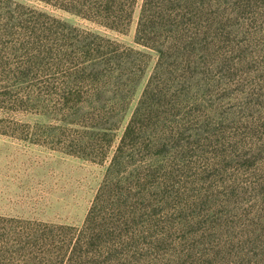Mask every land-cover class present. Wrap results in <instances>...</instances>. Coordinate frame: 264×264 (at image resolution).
I'll return each instance as SVG.
<instances>
[{
  "label": "trees",
  "instance_id": "1",
  "mask_svg": "<svg viewBox=\"0 0 264 264\" xmlns=\"http://www.w3.org/2000/svg\"><path fill=\"white\" fill-rule=\"evenodd\" d=\"M36 1L117 34L139 10L136 43L157 62L124 125L148 53L0 0V112L9 115L0 119V135L99 164L110 159L82 227L0 217V264H112L126 239L118 229L127 221L129 172L137 170L138 183L140 170L169 172L170 151L191 142L204 101L198 83L227 58L221 48L230 39L231 0ZM20 113L44 121L32 126L10 117Z\"/></svg>",
  "mask_w": 264,
  "mask_h": 264
},
{
  "label": "rangeland",
  "instance_id": "2",
  "mask_svg": "<svg viewBox=\"0 0 264 264\" xmlns=\"http://www.w3.org/2000/svg\"><path fill=\"white\" fill-rule=\"evenodd\" d=\"M16 1L148 53L126 125L157 62L154 51L136 43L139 10L128 31L117 34L40 1ZM230 3L231 34L221 48L227 58L198 83L204 101L195 110L200 118L191 142L170 151L175 165L169 172L151 177L140 170V183L137 170L129 172L127 221L118 229L126 239L112 264H264V0ZM10 117L32 126L44 121L24 113ZM109 162L0 135V217L82 227Z\"/></svg>",
  "mask_w": 264,
  "mask_h": 264
}]
</instances>
